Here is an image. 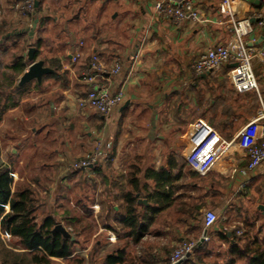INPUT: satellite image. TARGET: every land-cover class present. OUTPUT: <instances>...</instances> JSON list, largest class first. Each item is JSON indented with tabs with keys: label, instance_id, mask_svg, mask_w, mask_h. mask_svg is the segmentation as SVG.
I'll return each mask as SVG.
<instances>
[{
	"label": "crops",
	"instance_id": "0c3cea01",
	"mask_svg": "<svg viewBox=\"0 0 264 264\" xmlns=\"http://www.w3.org/2000/svg\"><path fill=\"white\" fill-rule=\"evenodd\" d=\"M229 1L226 9L224 0H195L200 22L175 27L153 17L154 0H37L31 16L19 13L18 0H0V79L18 60L26 71L34 62L52 71L41 83L21 86L25 71L4 96L0 165L12 172V194L33 193L37 223L51 216L68 231L72 259L121 254L136 257L137 264H147L144 257L161 264L179 243L191 242L196 243L191 258L234 262L248 247L258 253L264 248V165L247 174L241 137L264 112V9L259 0ZM248 18L253 33L244 39L254 52L257 87L235 90L229 67L218 75L194 76L192 65L201 53L234 42L232 19ZM94 55L107 68L117 60L123 67L118 77L100 76L126 95L109 117L80 106L86 97L81 72ZM202 125L219 134L220 145L230 144L206 176L185 161L192 134ZM261 127L264 132V121ZM97 141L108 160L91 171L72 170V161ZM243 182L246 191L239 192ZM128 193L146 228L138 241L124 224ZM208 209L218 222L208 231L210 241L202 242ZM14 240L20 245L0 231V252L4 247L18 252L8 247Z\"/></svg>",
	"mask_w": 264,
	"mask_h": 264
},
{
	"label": "built area",
	"instance_id": "2783aa9c",
	"mask_svg": "<svg viewBox=\"0 0 264 264\" xmlns=\"http://www.w3.org/2000/svg\"><path fill=\"white\" fill-rule=\"evenodd\" d=\"M264 9V0H259ZM37 0H18L16 9L23 16L35 13ZM230 1L224 0V8L229 9ZM230 11V10H229ZM153 17L165 20L175 27H181L188 21L200 22L201 12L195 0H154ZM232 18V16L230 15ZM262 17V15H260ZM235 40L229 45H216L201 53L192 65L194 76L221 74L229 67L227 78L238 92H245L257 87L253 70L254 52L247 46L245 37L253 33L251 20L235 21L232 19ZM78 55L74 58L77 61ZM123 67L117 60L112 68H107L98 55L90 58L81 72V82L86 87V97L80 106L96 114L109 117L126 100L124 90H112L102 83L100 76L118 77ZM264 112L247 124L241 131L245 143V153L249 158L247 174L253 175L264 165V132L261 122ZM264 130V129H263ZM219 134L210 126L202 125L195 130L190 139L191 150L185 156L188 168L201 176L210 173L220 158L228 151L230 144L220 145ZM109 156L103 152L102 144L97 141L94 149L82 158L72 161L70 168L75 171H91L100 161H107ZM247 182L240 185V191H246ZM218 222V215L207 211L203 215L204 233L201 240L209 242L208 231ZM241 235V232L238 233ZM200 240V241H201ZM196 243L185 242L177 246L164 264H188Z\"/></svg>",
	"mask_w": 264,
	"mask_h": 264
},
{
	"label": "trees",
	"instance_id": "16d2710c",
	"mask_svg": "<svg viewBox=\"0 0 264 264\" xmlns=\"http://www.w3.org/2000/svg\"><path fill=\"white\" fill-rule=\"evenodd\" d=\"M26 71L22 60H18L11 68L10 78L5 72L4 76L10 81L13 87L14 81ZM15 78V80H14ZM0 82V90L2 89ZM19 93L20 89H16ZM4 94L0 92V121L6 111L7 103L4 104ZM7 101V99H6ZM12 172L8 166L0 165V231L17 237L20 240V252L14 253L4 247L3 264H53V259L71 261L70 264H83L84 259L72 260L74 242L70 238H65L61 233H53L57 225L54 218L48 216L43 222L37 223L35 216L36 200L30 190H23L17 193H11ZM127 204V217L124 224L129 226L135 236V240L142 239L146 228L140 227V215L137 210L136 198L128 193L125 196ZM9 206V211H6ZM139 224V226H138ZM74 235L76 233L74 232ZM250 250L246 248L240 256H235V261L245 260L246 264H264V248ZM2 253V252H1ZM252 253L254 256H251ZM202 261V260H201ZM102 264H137V260L130 256H118L102 258ZM166 262V261H165ZM188 264H194L190 261Z\"/></svg>",
	"mask_w": 264,
	"mask_h": 264
},
{
	"label": "rangeland",
	"instance_id": "374dc122",
	"mask_svg": "<svg viewBox=\"0 0 264 264\" xmlns=\"http://www.w3.org/2000/svg\"><path fill=\"white\" fill-rule=\"evenodd\" d=\"M235 21H238V20H235ZM3 72V71H2ZM10 75H11V73H9V77L8 78H10ZM2 75H0V77H1ZM6 79V76H4V77H2L1 79H0V81L1 82H3L2 83V89L0 90V92H2L5 96L12 90V87L10 86V81H9V79ZM34 84V83H33ZM33 84H31L30 86H29V90H31V93L32 92H34L35 91V88H34V85ZM34 88V89H33ZM36 94H38V93H36V92H34L33 94H30L31 96H30V98H34V96L36 95ZM103 145V144H102ZM95 146V145H94ZM94 146L92 147V150L94 149ZM104 147V145L102 146V148ZM83 157V156H82ZM81 157V158H82ZM208 211H210V209H208ZM39 223H41V220H39ZM70 232H71V234L73 233V232H75L74 230H69ZM18 241H16V240H14V241H11L10 243L9 242H7L8 243V247H11V248H13L14 250H16V251H18V252H20V250H18L19 248L21 249V246L17 243ZM93 243V239H91V242H90V245ZM180 245V243L177 245V246H179ZM176 246V247H177ZM91 247V249H92V247H94V243H93V245L92 246H90ZM175 247V248H176ZM174 248V249H175ZM174 249L172 250V252L174 251ZM1 250H3V246H0V251ZM91 252H92V250H91ZM14 253H16V252H14ZM88 254V253H87ZM91 254V253H90ZM4 255V253L2 252H0V262H2V258L4 257L3 256ZM102 255V254H101ZM104 256L102 255V256H88V257H86V258H84V260H85V262L83 263V264H102L103 262H102V258H103ZM169 257L170 256H167V257H164V258H162L163 260H161V264H164L165 263V261H167L168 259H169ZM81 258H83V257H80V256H76V259H81ZM136 257H134V259H135ZM137 259V258H136ZM144 259L146 260V259H148V261H147V264H155L154 263V261L152 260V258H150V257H148V258H145L144 257ZM72 260H75V259H72ZM202 260V261H201ZM227 259H225L224 260V258H218L217 256H211V257H209V258H201V257H198V256H194V257H192L191 258V261H192V263H194V264H225V262H226V264H227V262H229V260H227ZM53 261V264H57L56 262H54V260H52ZM65 262V261H64ZM139 262V261H138ZM71 263V261H68V263L67 262H65V264H70ZM230 263V262H229ZM239 263L240 264H246V261L245 260H239ZM146 264V263H145ZM157 264V263H156Z\"/></svg>",
	"mask_w": 264,
	"mask_h": 264
},
{
	"label": "water",
	"instance_id": "95a60500",
	"mask_svg": "<svg viewBox=\"0 0 264 264\" xmlns=\"http://www.w3.org/2000/svg\"><path fill=\"white\" fill-rule=\"evenodd\" d=\"M38 7V2H36V8ZM264 23V19L262 21ZM33 53L34 50H31L30 56L33 60ZM52 71L50 69H47L44 67V64L42 62H34L29 69L25 72V74L22 76L20 79V85L24 86L25 84L36 80L37 82L41 83L42 78L50 74ZM61 233L64 237L70 238L71 236L69 235L68 231H66L62 226H56L53 230V233ZM203 242V240H202Z\"/></svg>",
	"mask_w": 264,
	"mask_h": 264
}]
</instances>
